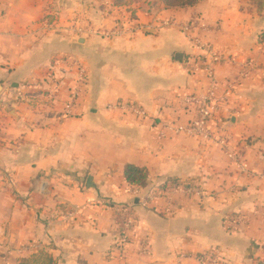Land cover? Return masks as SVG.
<instances>
[{
    "label": "crops",
    "instance_id": "obj_1",
    "mask_svg": "<svg viewBox=\"0 0 264 264\" xmlns=\"http://www.w3.org/2000/svg\"><path fill=\"white\" fill-rule=\"evenodd\" d=\"M107 4L114 16L133 12L140 31L73 35L77 19L112 29ZM180 23L193 24L190 37ZM263 32L264 12L250 0L182 8L162 0H0V264L40 251L55 264H212L210 256L215 264H264ZM196 41L256 66L212 120L246 172L216 144L166 126L193 119L182 97L207 88L204 73L190 69L204 53ZM64 56L81 60L89 75L71 117L63 116L69 83L56 96L47 92L53 62ZM236 67L217 66L221 85ZM120 102L148 117L107 109ZM126 165L149 171L147 188L126 182ZM170 181L204 194L177 195L166 213ZM135 189L154 191V200L143 207ZM129 204L136 221L120 245L119 208ZM69 212L75 218L63 220Z\"/></svg>",
    "mask_w": 264,
    "mask_h": 264
},
{
    "label": "built area",
    "instance_id": "obj_2",
    "mask_svg": "<svg viewBox=\"0 0 264 264\" xmlns=\"http://www.w3.org/2000/svg\"><path fill=\"white\" fill-rule=\"evenodd\" d=\"M108 8L103 12V16L106 19H113L114 26L108 30L105 28H97L94 25L88 23L84 26L80 25V19L75 20V24L72 26L73 35H99L101 37H115L122 36L124 34H135L140 31V26L136 24V17L133 12L130 14L122 15L119 9H116L115 13L118 16L113 15V11L110 8H114L113 4L110 6L105 5ZM176 28L181 30L185 34H189L193 28L191 23H180L176 25ZM190 37V35H188ZM198 47L204 51L203 55L199 58L193 59L190 63V69L193 72L202 71L208 80L207 88L200 95H186L182 97V104L184 107L189 108L195 112V116L188 123L178 125L174 123H168L166 126L174 134H185L190 137H195L206 143L212 142L216 144L225 153L227 158L234 163L241 172H246L248 166L244 163L241 154L238 151H234L230 148L229 140L221 134L215 127L212 126L213 115L218 111V108L223 106L227 107L232 94L238 89L242 83L249 79L252 72L256 69V66L252 61H246L244 63H237L231 57L219 54L213 51L208 44H203L196 41ZM222 64H234L237 66L238 72L234 77L230 78L223 85H221L217 76V66ZM48 79L52 82L51 87L47 88L48 96H56L59 88L66 82L68 86V96L66 105L64 107L63 116L71 117L74 115L75 108L80 98L83 95L89 80L88 69L81 60L75 56H64L57 58L53 62V71L48 75ZM44 92V91H43ZM109 111L120 110L125 114L136 115L140 118H147V112L134 103L120 102L116 104H110L107 106ZM135 193L138 195L139 204L143 207H147L155 198L154 191L140 195V191L135 189ZM163 195L167 199L166 213L171 212V207L175 202V196L187 195L202 197L203 190L191 183L183 181H170L166 183L163 188ZM134 205L129 204L119 208V221L118 229L120 235V245H126L131 235V229L136 221L134 213ZM63 220L74 219V213L69 212L62 215ZM241 222V219L233 222V226ZM143 251L142 254H145ZM209 262L216 263V258L208 257ZM202 264H206V258L200 259Z\"/></svg>",
    "mask_w": 264,
    "mask_h": 264
},
{
    "label": "trees",
    "instance_id": "obj_3",
    "mask_svg": "<svg viewBox=\"0 0 264 264\" xmlns=\"http://www.w3.org/2000/svg\"><path fill=\"white\" fill-rule=\"evenodd\" d=\"M198 0H162L167 7H189L196 4ZM259 12H264V0H250ZM260 41L264 42V32L260 36ZM124 177L128 184L145 189L149 185V171L146 168L135 165H126L124 168ZM18 264H55L52 256L46 252L40 251L30 257L21 258Z\"/></svg>",
    "mask_w": 264,
    "mask_h": 264
},
{
    "label": "water",
    "instance_id": "obj_4",
    "mask_svg": "<svg viewBox=\"0 0 264 264\" xmlns=\"http://www.w3.org/2000/svg\"><path fill=\"white\" fill-rule=\"evenodd\" d=\"M87 186L92 187V179L91 178L88 179V185Z\"/></svg>",
    "mask_w": 264,
    "mask_h": 264
}]
</instances>
